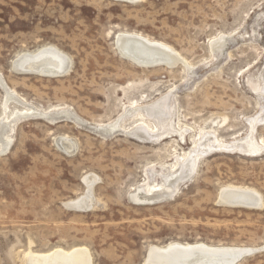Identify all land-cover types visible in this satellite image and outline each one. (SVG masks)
Wrapping results in <instances>:
<instances>
[{
	"label": "rangeland",
	"instance_id": "rangeland-1",
	"mask_svg": "<svg viewBox=\"0 0 264 264\" xmlns=\"http://www.w3.org/2000/svg\"><path fill=\"white\" fill-rule=\"evenodd\" d=\"M122 30L167 43L190 69L136 64L117 48ZM52 45L71 59L66 74L14 69ZM0 72L24 100L4 111L0 84V126L25 107L82 119L12 123L0 151V264L74 246L92 264H144L152 244L171 241L260 246L237 264H264V0H0ZM110 121L121 125L95 126ZM59 134L76 139L73 155ZM90 173L97 204L70 209ZM224 186L254 188L262 207L220 204ZM136 190L146 202L132 200Z\"/></svg>",
	"mask_w": 264,
	"mask_h": 264
},
{
	"label": "bare ground",
	"instance_id": "bare-ground-1",
	"mask_svg": "<svg viewBox=\"0 0 264 264\" xmlns=\"http://www.w3.org/2000/svg\"><path fill=\"white\" fill-rule=\"evenodd\" d=\"M133 2L137 0H123ZM225 34L213 37L211 47L213 50H222L225 46ZM116 45L121 54L140 66L157 67L165 66L171 68L180 64H186L190 69L188 60L177 50L167 43L157 40L141 32L128 30L118 31L116 35ZM71 66L70 57L55 46H45L35 52H24L17 56L13 62L15 70L23 73H37L41 75L62 76L67 73ZM0 72V84L4 86L6 101L3 109H9L10 100L24 103L18 93L9 87ZM58 107V106H57ZM131 107L130 111L138 109ZM65 114L74 116L78 121H82L73 110L67 107L42 109L37 107H25L16 109L10 116L1 119L0 128V151L6 153L12 145V137L9 133L12 123L18 117L29 115L50 116ZM7 115V114H6ZM30 117V116H29ZM32 117V116H31ZM52 116L51 119H54ZM119 118V117H118ZM118 121L102 122L95 124L101 128L102 132L116 130L120 127ZM56 142L60 148L68 154L73 155L78 143L75 138L67 134H59ZM98 176L90 173L84 177L86 188L84 193L75 199L66 202V206L74 210H88L97 204V199L93 193V187L98 180ZM133 201L146 202L140 195V190L130 194ZM218 202L231 207H262V195L251 187L224 186L220 190ZM264 245V244H263ZM260 246L245 245H208L204 242H180L171 241L166 245L152 244L144 264H234L238 256L246 251L259 249ZM90 251L85 246H74L66 249L54 247L48 251H29L25 257L27 264H92ZM237 264V263H236Z\"/></svg>",
	"mask_w": 264,
	"mask_h": 264
},
{
	"label": "water",
	"instance_id": "water-1",
	"mask_svg": "<svg viewBox=\"0 0 264 264\" xmlns=\"http://www.w3.org/2000/svg\"><path fill=\"white\" fill-rule=\"evenodd\" d=\"M262 249H264V248H262ZM259 250H261V249H255V250H253V251L251 250V251H246V252L241 253V254L238 256V258H237V260H236V262H235L234 264L240 262V261H241L242 259H244L246 256H250V255L254 254L255 252H257V251H259Z\"/></svg>",
	"mask_w": 264,
	"mask_h": 264
}]
</instances>
